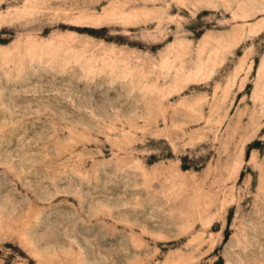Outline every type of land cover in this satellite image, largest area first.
<instances>
[{
    "label": "rangeland",
    "instance_id": "rangeland-1",
    "mask_svg": "<svg viewBox=\"0 0 264 264\" xmlns=\"http://www.w3.org/2000/svg\"><path fill=\"white\" fill-rule=\"evenodd\" d=\"M0 264H264V0H0Z\"/></svg>",
    "mask_w": 264,
    "mask_h": 264
}]
</instances>
